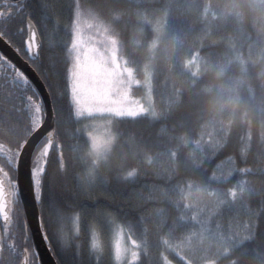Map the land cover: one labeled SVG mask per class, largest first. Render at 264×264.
Segmentation results:
<instances>
[{
    "label": "snow or ice",
    "instance_id": "6c2138e0",
    "mask_svg": "<svg viewBox=\"0 0 264 264\" xmlns=\"http://www.w3.org/2000/svg\"><path fill=\"white\" fill-rule=\"evenodd\" d=\"M86 10L84 0H0V264H208L209 242L246 255L259 225L226 224L234 191L231 202L186 205L172 197L179 185L132 173L115 182L74 154Z\"/></svg>",
    "mask_w": 264,
    "mask_h": 264
},
{
    "label": "trees",
    "instance_id": "16d2710c",
    "mask_svg": "<svg viewBox=\"0 0 264 264\" xmlns=\"http://www.w3.org/2000/svg\"><path fill=\"white\" fill-rule=\"evenodd\" d=\"M84 3L111 27L135 72L151 71L153 111L115 119L113 157L103 166L90 157L79 118L83 135L74 154L115 182L131 183L132 173L141 185H179L183 195L172 197L186 205L231 202L234 191L236 210L226 224L259 228L244 243L246 255L222 242L206 244L208 264H264V215L256 216L264 206V16L251 0ZM55 102L67 112L69 101ZM64 152L71 163L67 140Z\"/></svg>",
    "mask_w": 264,
    "mask_h": 264
},
{
    "label": "rangeland",
    "instance_id": "374dc122",
    "mask_svg": "<svg viewBox=\"0 0 264 264\" xmlns=\"http://www.w3.org/2000/svg\"><path fill=\"white\" fill-rule=\"evenodd\" d=\"M86 15L81 43L82 100L77 106L80 118H84L90 157L97 166H103L113 157L115 119L153 111L151 71L142 68V75L136 73L121 53L111 27L90 11L86 10Z\"/></svg>",
    "mask_w": 264,
    "mask_h": 264
},
{
    "label": "clouds",
    "instance_id": "9594fccd",
    "mask_svg": "<svg viewBox=\"0 0 264 264\" xmlns=\"http://www.w3.org/2000/svg\"><path fill=\"white\" fill-rule=\"evenodd\" d=\"M251 2L256 6L255 11H258L260 15L264 16V0H251Z\"/></svg>",
    "mask_w": 264,
    "mask_h": 264
},
{
    "label": "water",
    "instance_id": "95a60500",
    "mask_svg": "<svg viewBox=\"0 0 264 264\" xmlns=\"http://www.w3.org/2000/svg\"><path fill=\"white\" fill-rule=\"evenodd\" d=\"M34 79H35V77H33ZM37 83H39V81H37ZM40 91H41V93L42 94H44V96H45V101H46V103L49 101V97H48V94L44 91V87L43 86H41V88H40ZM43 250V249H42Z\"/></svg>",
    "mask_w": 264,
    "mask_h": 264
}]
</instances>
